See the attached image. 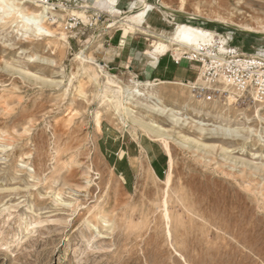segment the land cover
<instances>
[{"label": "rangeland", "instance_id": "rangeland-1", "mask_svg": "<svg viewBox=\"0 0 264 264\" xmlns=\"http://www.w3.org/2000/svg\"><path fill=\"white\" fill-rule=\"evenodd\" d=\"M15 1L29 12L40 10L34 1L46 3L61 19L45 24L54 38L28 39L21 19L0 22V264H264V104L202 103L200 118L191 117L182 110L190 89L176 81L155 88L184 114L151 113L141 96L120 98L130 115L117 111L106 77L92 65L95 77L86 74L75 55L104 63L120 85L146 82L131 68L144 64L151 37L122 22L142 9L138 0H118L117 14L95 0ZM161 2L201 16L174 13L176 23L264 56L263 38L234 27L264 24V0ZM220 17L227 25L213 21ZM176 65L197 79L196 65ZM159 135L173 159L166 194L143 163L129 182L113 168L133 141L163 150Z\"/></svg>", "mask_w": 264, "mask_h": 264}, {"label": "bare ground", "instance_id": "bare-ground-1", "mask_svg": "<svg viewBox=\"0 0 264 264\" xmlns=\"http://www.w3.org/2000/svg\"><path fill=\"white\" fill-rule=\"evenodd\" d=\"M23 1V0H21ZM35 2L36 7L40 10L36 12H29L26 8L20 5V1L15 0H0V12L2 18L10 19L9 21H14L15 19H21L24 23L22 26L25 34H28V39L31 37H46L54 38L53 32L45 24H59L60 16H57L50 11L49 6L43 2ZM141 4L142 9L135 15L127 18L128 21L124 20L123 23L127 24V27H134V23L140 24L144 27L143 31L145 35L151 37L150 48L143 52V62L151 66L155 65L159 57L172 54L173 58L177 61L181 60L183 55L187 53H192L197 51L201 46H209L212 42L215 41V34L210 31L199 27H194L191 24L187 23H176L173 20L174 13H180L184 16H190L191 18H201L198 14H190L184 12L183 2L178 11H173L169 7L162 3L159 0L157 5H151L144 2V0H138ZM118 0H95L94 7L99 10H105L110 13H119L117 9ZM136 6V2L131 3L129 9H132ZM71 14L83 18V14L77 11H72ZM50 15V17H49ZM171 17V20L167 19ZM205 19V18H204ZM211 21V20H209ZM214 22L227 25V22L224 18L220 17V20H213ZM213 22V23H214ZM49 26V25H48ZM237 30L242 32L259 35L260 38L264 39V24L256 21L255 26L250 24L237 25L234 26ZM132 29V28H131ZM61 39L66 41L64 35L61 34ZM224 40V38H223ZM82 62L83 71L89 76L95 77L94 74L88 68V65L95 67L99 74H102L106 77V84L108 86L107 92L110 93V102H113L117 111L122 110L125 114L133 113L129 107H123L122 99L125 97L126 104H134L136 97H143L147 100V104L144 105L151 113H169L172 119L175 118V115H181L185 112H189L188 115L191 117L200 118V110L197 107L202 105L203 102L196 101L192 96L189 97V102L183 104L182 112L180 110H175L168 108L163 105L162 100L158 97L156 90V84L152 81L139 82L131 80L130 85H120L119 81H115L114 78L109 76L105 71L106 65L101 62H96L88 57H85L83 52L75 55ZM75 57V58H76ZM96 77H97V73ZM185 87H189L188 83H183ZM106 92V93H107ZM164 93V92H163ZM176 100V99H175ZM179 102V100H177ZM191 102V104H190ZM178 109V108H177ZM130 115V114H129ZM94 121L96 126L100 127L99 116L96 114L94 116ZM173 121V120H172ZM138 123L142 128L147 132L151 130V124H147L145 121L140 119ZM158 138L161 141V145L165 154L168 157L167 170L165 177L163 179H158L152 171L148 169L151 176L160 182L163 186L165 194L171 187L172 182V173H173V159L170 154L168 142L164 135H159ZM94 164H91L87 167L88 171H92ZM137 168V166H136ZM87 180V179H86ZM163 199V198H162ZM166 199V198H165ZM164 205V201H163ZM165 207V206H164ZM167 213V211H166ZM165 215V214H163ZM166 219V215L165 218ZM105 224V221H103ZM168 232V231H167ZM168 236V234H167ZM170 238V237H168Z\"/></svg>", "mask_w": 264, "mask_h": 264}, {"label": "built area", "instance_id": "built-area-1", "mask_svg": "<svg viewBox=\"0 0 264 264\" xmlns=\"http://www.w3.org/2000/svg\"><path fill=\"white\" fill-rule=\"evenodd\" d=\"M196 65L197 79L189 84L191 96L203 103L264 104V56L245 55L230 39L218 37L209 46L182 57ZM175 64L178 61L173 58Z\"/></svg>", "mask_w": 264, "mask_h": 264}, {"label": "crops", "instance_id": "crops-1", "mask_svg": "<svg viewBox=\"0 0 264 264\" xmlns=\"http://www.w3.org/2000/svg\"><path fill=\"white\" fill-rule=\"evenodd\" d=\"M124 39L123 37L120 39L115 37L114 42L117 41L120 46L121 43H124ZM131 70L136 71V77L138 76L146 81L152 82L173 83L180 81L186 83L193 79V76L188 73L185 67L176 65L168 55L159 57L153 66L144 63L139 64L135 69L131 68ZM153 146L158 145L152 143V141L145 143L138 140L136 142L133 141L130 149L127 147L121 148V157L113 163V168L116 173L129 182V174L132 176L135 173L138 163H143L158 179L164 178L167 170L168 157L159 146L158 150L154 152ZM120 165H124L125 169L121 168L118 170Z\"/></svg>", "mask_w": 264, "mask_h": 264}, {"label": "trees", "instance_id": "trees-1", "mask_svg": "<svg viewBox=\"0 0 264 264\" xmlns=\"http://www.w3.org/2000/svg\"><path fill=\"white\" fill-rule=\"evenodd\" d=\"M160 178V177H159ZM161 179V178H160Z\"/></svg>", "mask_w": 264, "mask_h": 264}]
</instances>
